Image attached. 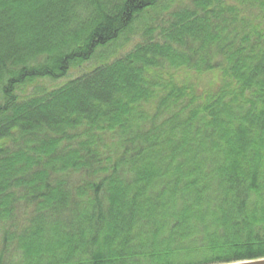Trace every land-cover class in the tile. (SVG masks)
I'll return each instance as SVG.
<instances>
[{
  "label": "trees",
  "instance_id": "trees-1",
  "mask_svg": "<svg viewBox=\"0 0 264 264\" xmlns=\"http://www.w3.org/2000/svg\"><path fill=\"white\" fill-rule=\"evenodd\" d=\"M263 257L264 0H0V264Z\"/></svg>",
  "mask_w": 264,
  "mask_h": 264
},
{
  "label": "rangeland",
  "instance_id": "rangeland-1",
  "mask_svg": "<svg viewBox=\"0 0 264 264\" xmlns=\"http://www.w3.org/2000/svg\"><path fill=\"white\" fill-rule=\"evenodd\" d=\"M116 50V46H111L108 49H104L101 53H99V55L97 56V59L100 61L99 59L104 58L105 56H107L108 54H110L112 51ZM125 50V49H124ZM100 52V51H99ZM120 52V51H119ZM122 52V51H121ZM94 64H97V62H93L92 64L89 65H85L83 64L82 66H78V67H73L70 71L69 74L66 78L62 79V80H57L55 82L49 83V85L51 86H58L60 85L61 82L65 83L67 82L69 79L68 78H73L78 76L79 74L87 71L88 69H90V67H93ZM62 83V84H63Z\"/></svg>",
  "mask_w": 264,
  "mask_h": 264
},
{
  "label": "water",
  "instance_id": "water-1",
  "mask_svg": "<svg viewBox=\"0 0 264 264\" xmlns=\"http://www.w3.org/2000/svg\"><path fill=\"white\" fill-rule=\"evenodd\" d=\"M221 264H264V257L258 258V259H250V260L228 262V263H221Z\"/></svg>",
  "mask_w": 264,
  "mask_h": 264
}]
</instances>
